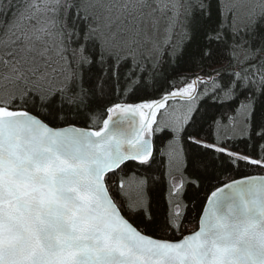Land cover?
<instances>
[{"label":"snow or ice","instance_id":"snow-or-ice-1","mask_svg":"<svg viewBox=\"0 0 264 264\" xmlns=\"http://www.w3.org/2000/svg\"><path fill=\"white\" fill-rule=\"evenodd\" d=\"M9 13L0 264H264V175L212 183L225 163L264 170V0H31L23 11L0 0ZM185 57L201 74L183 88L159 101L112 100L155 88ZM169 97L186 102L181 115L158 119ZM225 107L227 123L216 115ZM155 134L169 137L162 223ZM236 140L250 151H233ZM198 201L197 229L184 235Z\"/></svg>","mask_w":264,"mask_h":264},{"label":"trees","instance_id":"trees-1","mask_svg":"<svg viewBox=\"0 0 264 264\" xmlns=\"http://www.w3.org/2000/svg\"><path fill=\"white\" fill-rule=\"evenodd\" d=\"M28 0H12L13 4H19L20 7L24 5ZM183 2V0H182ZM4 4L8 3V0H3ZM15 10V9H14ZM13 16L11 13L8 14L7 19L5 20L3 15L0 14V22H2L3 27H0V36L2 30L5 28L6 23L11 19ZM216 19L214 15V20ZM173 39L176 42H179L181 39V29L179 27L176 28L175 30V35ZM167 59V57H166ZM205 72H210L211 69L205 68ZM165 72L167 75V78H161L158 81V84L155 88H149L148 91L145 92H140L135 95H132L128 98H124L123 96L120 97V99H117L115 96L112 97V100L114 102H129V103H141L145 101H152V100H157L165 95L166 92H173L176 91L177 89L183 88L185 86L184 83V77H187L189 82L191 79L199 74H201V70L199 66H197L194 63H189L187 61V58L185 57L184 59H181L177 65L174 71H169L167 66H165ZM104 107L103 104L100 105V108L102 109ZM221 114L224 115L225 120H227V116L231 114V110L228 109L227 107L220 109L216 113L217 116H220ZM97 116H101V113H97ZM105 118V116H102L100 119V124L102 126V119ZM224 120V121H225ZM80 126H87L83 122L80 123ZM155 149H156V162L153 164L152 168V173L156 176H159L160 179L155 183L153 189H152V194H153V199H154V209L156 212V217L157 221L161 222L163 221V218L165 214L168 211L169 207V194H168V178L166 176L167 168L165 166L166 160L163 158L160 154V149L162 146L166 143L167 139L169 137L167 134L161 135V134H155L153 137ZM209 143H214L215 142V135H214V129L212 132L209 134ZM231 149L235 152H249L250 149L248 145L241 141V140H236L235 143L231 145ZM258 151V149H257ZM254 174H264V170L259 169V168H254V167H246L243 163L237 167L236 165L233 164H228L225 163L223 166H221L217 170V180L212 181L213 184L216 185H221L225 183L226 181L232 180L234 178H239L243 176H248V175H254ZM210 191V189H208ZM189 198L191 197V190H189ZM206 195V191H202L200 193L201 197H204ZM199 204L200 201L197 202V209L192 210L191 203L189 202V211L187 213L186 218L183 221V228H182V234L185 232V223H191L193 224V229L197 228L198 225V215L197 212L199 210ZM153 235H155L157 238H162V239H177L180 237L181 233H175V234H165L163 231L157 229L152 232Z\"/></svg>","mask_w":264,"mask_h":264},{"label":"rangeland","instance_id":"rangeland-1","mask_svg":"<svg viewBox=\"0 0 264 264\" xmlns=\"http://www.w3.org/2000/svg\"><path fill=\"white\" fill-rule=\"evenodd\" d=\"M31 0H28L26 3H30ZM26 3L24 5H22L20 7V11H23ZM13 22V17L11 19H9V21L6 23L5 28L2 30L1 32V36H3L4 31L8 28V25L11 24ZM157 39L163 41L164 39V22L162 21L161 23V30H160V34L158 35ZM186 104V102L183 99L180 98H174L171 99L170 101H168L166 103V109H162L160 110V112L158 113L157 117L158 119H166L170 116L172 117H178L181 115V109L182 107H184ZM228 121L225 120L224 123H227ZM169 197V196H168ZM193 224H190L189 226L185 225V229L191 230Z\"/></svg>","mask_w":264,"mask_h":264},{"label":"water","instance_id":"water-1","mask_svg":"<svg viewBox=\"0 0 264 264\" xmlns=\"http://www.w3.org/2000/svg\"><path fill=\"white\" fill-rule=\"evenodd\" d=\"M163 97H164V96H163ZM174 98H179V97H169L168 100H169V99H174ZM161 99H162V97L159 98V99H157V100H152V101H159V100H161ZM148 102H150V101H148ZM126 103H129V102H126ZM166 103H167V101H166ZM132 104H135V103H132ZM105 118H106V116H105ZM152 139H153V138H152ZM254 175H255V176H259V175H264V174H254ZM240 178H241V177H239V178H234V179H240ZM229 181H230V180H229ZM229 181H226L225 183H227V182H229ZM197 226H198V225H197ZM196 229H197V228H196ZM196 229H195V230H196ZM195 230H194V231H195Z\"/></svg>","mask_w":264,"mask_h":264},{"label":"built area","instance_id":"built-area-1","mask_svg":"<svg viewBox=\"0 0 264 264\" xmlns=\"http://www.w3.org/2000/svg\"><path fill=\"white\" fill-rule=\"evenodd\" d=\"M191 223H185V225L189 226ZM185 233H187L188 231L185 229L184 231Z\"/></svg>","mask_w":264,"mask_h":264},{"label":"flooded vegetation","instance_id":"flooded-vegetation-1","mask_svg":"<svg viewBox=\"0 0 264 264\" xmlns=\"http://www.w3.org/2000/svg\"><path fill=\"white\" fill-rule=\"evenodd\" d=\"M181 89V88H180Z\"/></svg>","mask_w":264,"mask_h":264}]
</instances>
